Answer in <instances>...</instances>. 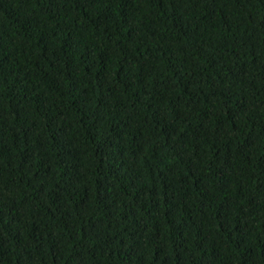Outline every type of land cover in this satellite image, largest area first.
Segmentation results:
<instances>
[{
	"label": "trees",
	"instance_id": "trees-1",
	"mask_svg": "<svg viewBox=\"0 0 264 264\" xmlns=\"http://www.w3.org/2000/svg\"><path fill=\"white\" fill-rule=\"evenodd\" d=\"M0 264H264V0H0Z\"/></svg>",
	"mask_w": 264,
	"mask_h": 264
}]
</instances>
